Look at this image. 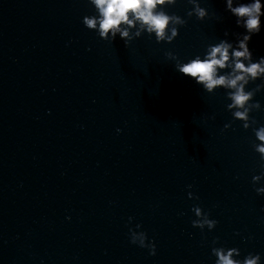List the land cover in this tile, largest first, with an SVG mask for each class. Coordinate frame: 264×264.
I'll list each match as a JSON object with an SVG mask.
<instances>
[{
    "label": "water",
    "instance_id": "water-1",
    "mask_svg": "<svg viewBox=\"0 0 264 264\" xmlns=\"http://www.w3.org/2000/svg\"><path fill=\"white\" fill-rule=\"evenodd\" d=\"M205 3L222 20L192 18L171 45L127 49L83 25L87 0H0V264H214V237L264 256L251 130L222 91L203 92L163 55L243 31L224 0ZM249 47L264 56V29ZM194 204L215 230L192 227ZM129 216L156 256L130 243Z\"/></svg>",
    "mask_w": 264,
    "mask_h": 264
},
{
    "label": "clouds",
    "instance_id": "clouds-1",
    "mask_svg": "<svg viewBox=\"0 0 264 264\" xmlns=\"http://www.w3.org/2000/svg\"><path fill=\"white\" fill-rule=\"evenodd\" d=\"M178 3L180 0H87L90 12L83 16L82 23L105 43L111 45L119 39L130 49L134 41L144 37L157 45H171L192 18L200 23L222 20L221 15L210 11L205 0H184L187 10L183 16L173 11ZM224 6V11L234 17L236 26L243 31L225 30L223 38L203 43L190 55L181 56L171 48L165 49L163 55L177 72L203 92L213 96L222 91L225 110L231 114L232 122L239 121L245 131L251 130V148L259 157L260 168L251 183L256 194L264 197V123L253 115L264 111V105L256 99L258 93L264 92V56L255 57L249 47L252 37L264 29V0H224ZM230 128L232 123H225L222 131ZM187 195L190 200H199L192 191ZM191 212L194 214L191 225L202 236L205 229L208 232L216 229L219 221L211 218L210 210L194 204ZM133 220L129 216L126 222L130 243L156 256L155 239L149 238L141 223L132 226ZM211 243L214 264H264V256L259 252L242 254L239 247L221 243L219 237H214Z\"/></svg>",
    "mask_w": 264,
    "mask_h": 264
}]
</instances>
